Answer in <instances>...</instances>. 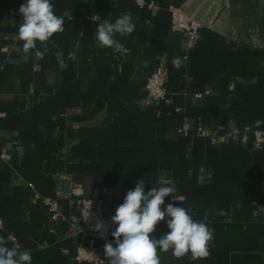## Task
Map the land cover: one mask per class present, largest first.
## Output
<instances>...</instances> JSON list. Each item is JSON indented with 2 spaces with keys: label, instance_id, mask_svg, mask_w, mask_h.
Listing matches in <instances>:
<instances>
[{
  "label": "crops",
  "instance_id": "obj_1",
  "mask_svg": "<svg viewBox=\"0 0 264 264\" xmlns=\"http://www.w3.org/2000/svg\"><path fill=\"white\" fill-rule=\"evenodd\" d=\"M145 1L152 7L52 0L64 31L37 59L18 39L24 0H0V236L8 247L18 241L32 264H88L75 261L73 184L117 208L140 179L146 192L172 182L162 209L191 208L214 239L205 259L170 250L158 252L160 264H264V144L252 145V131L264 130L256 124L264 122V38L241 39L243 19L229 0ZM170 7L200 24L192 48L171 30ZM125 12L135 30L115 38L127 51L99 47L98 24ZM174 57L184 61L179 69ZM160 58L166 98L150 104L144 84ZM34 193L56 202V220ZM167 231L162 221L153 235Z\"/></svg>",
  "mask_w": 264,
  "mask_h": 264
},
{
  "label": "clouds",
  "instance_id": "obj_2",
  "mask_svg": "<svg viewBox=\"0 0 264 264\" xmlns=\"http://www.w3.org/2000/svg\"><path fill=\"white\" fill-rule=\"evenodd\" d=\"M18 14L21 17L18 39L23 42V51L28 53L32 50L37 59H42L52 37L64 31L63 16L55 14L52 0H24ZM134 30L132 15L125 12L114 22L106 20L99 23L95 41L101 48L124 53L127 51L125 46L115 37L117 34L130 35ZM172 63L179 69L184 61L174 57ZM260 123L264 122L256 121L257 125ZM228 127L238 134L235 121H228ZM145 187L144 180H138L134 189L126 192L123 202L111 217L116 227L111 233L113 241L104 245L108 264H160L158 252L167 253L170 250L176 258L188 254L194 261L207 258L214 230L205 222L193 219L191 208L169 203L162 209L165 198L172 197L176 192L175 184L169 182L165 186H153L147 192ZM258 209L264 212V207L258 206ZM162 221L166 222L168 231L160 236L153 235ZM95 230L103 235V230H106L103 221H97ZM0 232H4L3 219H0ZM0 264H32V256L18 241L8 247L7 239L0 236Z\"/></svg>",
  "mask_w": 264,
  "mask_h": 264
},
{
  "label": "built area",
  "instance_id": "obj_3",
  "mask_svg": "<svg viewBox=\"0 0 264 264\" xmlns=\"http://www.w3.org/2000/svg\"><path fill=\"white\" fill-rule=\"evenodd\" d=\"M140 7L151 8L152 5L145 0H134ZM170 28L174 32L181 33L186 39V48H192L198 41L200 24L192 17L185 14L180 8L170 7ZM166 73L165 60L160 58L154 70L147 77L144 84L145 99L150 104L163 101L166 98ZM198 97L200 95H197ZM181 133H187V127L181 129ZM180 130V131H181ZM179 131V132H180ZM198 131L202 128L198 127ZM252 145L259 148L264 144V130H253ZM3 157V155H1ZM31 189L34 186L28 183ZM71 192L80 196L77 222L80 225V237L76 245L75 261L77 263L88 264H106L103 257L104 245L106 242L114 239L111 233L115 230L116 225L112 223L111 217L115 214L116 208L109 207L104 199L95 195L86 194L81 184H73ZM38 193L33 194V200L40 199ZM42 202L47 205L52 220H56L60 213L57 210V204L50 199L41 198ZM264 219V215H263ZM97 221H103L105 229L103 235L96 231Z\"/></svg>",
  "mask_w": 264,
  "mask_h": 264
},
{
  "label": "trees",
  "instance_id": "obj_4",
  "mask_svg": "<svg viewBox=\"0 0 264 264\" xmlns=\"http://www.w3.org/2000/svg\"><path fill=\"white\" fill-rule=\"evenodd\" d=\"M233 14L243 19L240 37L243 41L264 38V5L260 0H229Z\"/></svg>",
  "mask_w": 264,
  "mask_h": 264
},
{
  "label": "rangeland",
  "instance_id": "obj_5",
  "mask_svg": "<svg viewBox=\"0 0 264 264\" xmlns=\"http://www.w3.org/2000/svg\"><path fill=\"white\" fill-rule=\"evenodd\" d=\"M260 2H261V5H264V0H260ZM254 40H256V39H254Z\"/></svg>",
  "mask_w": 264,
  "mask_h": 264
}]
</instances>
